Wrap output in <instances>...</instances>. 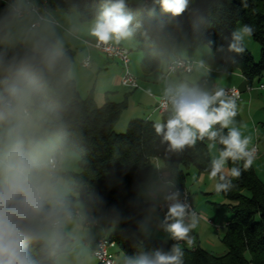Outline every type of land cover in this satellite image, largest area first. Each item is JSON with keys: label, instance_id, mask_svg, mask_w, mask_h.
<instances>
[{"label": "clouds", "instance_id": "1", "mask_svg": "<svg viewBox=\"0 0 264 264\" xmlns=\"http://www.w3.org/2000/svg\"><path fill=\"white\" fill-rule=\"evenodd\" d=\"M132 2L99 0L89 19L80 0H0V264H97L100 239L108 243L130 221L136 230L121 231L135 253H120L114 264H184L180 242L194 243L201 215L182 195L177 168L156 165L161 174L140 182V219L115 206L105 211L89 176L81 88L92 49L139 35L167 66L158 100L168 114L152 122L154 134L167 156L197 152L207 142L208 152L217 153L208 164L216 193L230 191L242 175L229 161H242L244 171L252 166L256 149L236 124L235 96L201 83L211 78V42H204L206 21L193 0H134L135 10ZM186 13L193 17L191 31L180 19ZM253 32L246 24L234 29L227 51L243 53ZM193 43L194 58L187 52ZM178 67L199 75L174 76ZM157 232L163 243L174 241L168 250L148 247Z\"/></svg>", "mask_w": 264, "mask_h": 264}, {"label": "trees", "instance_id": "2", "mask_svg": "<svg viewBox=\"0 0 264 264\" xmlns=\"http://www.w3.org/2000/svg\"><path fill=\"white\" fill-rule=\"evenodd\" d=\"M131 6L135 10L134 0ZM80 7L91 19L98 11L99 0H80ZM192 7L206 21L202 25L204 42H211V53L216 63L238 68L249 85L255 79L264 78V0H193ZM180 19L184 29L191 31L193 17L186 13ZM239 22L254 29L251 38L260 47L257 61L247 49L241 54L227 51L231 33ZM133 39L144 52L142 70L146 73L154 71L159 65V58L151 54L139 35ZM221 48L223 51L219 50ZM125 109V102L106 100L98 107L92 94L85 99L89 176L97 195L103 200L105 211L115 206L124 216L133 215L140 219L141 214L136 207L140 200L138 186L147 176L149 164L154 158L161 157L164 165L168 166L167 171L177 168L178 187L185 188L186 170L194 168L199 173L208 174L210 155L207 142H204L198 144L197 152L189 150L182 156H167L166 146L161 145L155 136L151 120L131 119L125 130L119 132L118 123ZM167 114L163 113L162 119ZM233 166L242 170V175L232 180L235 187L228 192L217 193L226 200L225 206L231 214L222 238L227 253L216 257L199 247L184 249V264H264V182L257 177L253 166L244 171L242 161L235 165L229 161L227 167L230 169ZM121 229L135 231V221L122 223L108 237L122 252L133 255V241L126 239L128 232ZM173 243L171 240L167 243L147 241L149 248L163 247L165 250Z\"/></svg>", "mask_w": 264, "mask_h": 264}, {"label": "crops", "instance_id": "3", "mask_svg": "<svg viewBox=\"0 0 264 264\" xmlns=\"http://www.w3.org/2000/svg\"><path fill=\"white\" fill-rule=\"evenodd\" d=\"M124 42L120 45L126 48ZM127 42L130 46L129 49L126 48L130 52V64L132 56L131 48H138L139 52L137 58L139 61L143 60L144 52L139 49V43L134 39H130ZM92 50L89 53L90 67L87 69L81 81L82 92L85 98L92 94L97 106L103 105L106 100L113 103H126V109L121 113L118 123L117 129L119 132L125 130L127 121L131 119H147L151 121L158 118L162 119V114L155 110V106L162 87L161 77L166 74V65L161 64L159 60L158 67L152 72H144L142 74L135 71L133 76L138 82L139 89L128 90L121 85V65L116 61L104 58L99 53L100 57L91 59ZM187 52L189 57L194 58L197 55L195 43L188 48ZM201 54L206 56V53H204L203 50H201ZM211 55L207 56L208 63L212 67V73L214 72L215 75L211 77V86L213 84H219L224 88H236L242 93L241 102L237 104L238 114L235 119L239 121L241 125H244V122L246 121L244 115L245 110L255 103L254 99L258 96V93L260 95V101L264 102V90L258 89V86L261 85L258 83L264 78L259 80L255 79L257 80V83L254 84L255 80H253L249 85L238 68L233 66L226 67L215 61V63H213L211 58H214L213 55ZM198 75V73L193 71L192 74L187 76H190L191 79H196ZM260 128L264 131V123H260ZM262 136H264V133H262ZM253 146H257L259 156L254 159L255 161L252 166L257 177L264 182V179L260 177V174L264 172V143L258 138L255 143L250 145V148ZM159 164H164L162 158H154L149 164L147 175H159L154 167ZM165 171L167 170L165 169ZM186 173L187 178L185 188L190 194L194 209L201 215V221L197 229L191 233L194 237V243L189 247L185 242L181 241V246L184 249L189 250L199 247L216 257H222L227 253L222 238L226 232V226L231 216L230 211L225 206L226 200L220 194L215 193L214 184L216 181L209 179L208 174L199 173L194 168L187 169ZM137 196L141 199L139 189ZM159 214L161 216L163 215L162 212ZM163 238L164 234L162 232H157L151 240H159L163 242ZM116 248L117 247L115 246L113 249ZM120 253H122V251L118 252L114 250L112 252L114 257H117Z\"/></svg>", "mask_w": 264, "mask_h": 264}, {"label": "built area", "instance_id": "4", "mask_svg": "<svg viewBox=\"0 0 264 264\" xmlns=\"http://www.w3.org/2000/svg\"><path fill=\"white\" fill-rule=\"evenodd\" d=\"M99 54H101L104 58L112 61H116L121 65L122 68V77H121V85L128 89V90H137L139 89L138 82L136 78L130 73L129 66H130V52L122 47L121 45H114L111 47H102L100 49H95ZM90 61V59H89ZM169 72V69L166 67V74ZM193 73V70L186 69L183 67H178L173 72V75L176 74H183V75H190ZM165 74V75H166ZM230 95L235 96L237 104L241 102V95L242 93L236 88H225ZM250 89V88H248ZM259 90H264V85L258 86ZM155 110L160 113H166V109L161 105L159 100L156 101ZM256 149L255 158L259 156V150L257 146H253ZM254 158V159H255ZM160 175V173H159ZM181 190L182 195L184 192L187 193V202L193 207L191 202L190 194L188 190L184 187H179ZM194 208V207H193ZM100 247L97 250L95 256L97 259V264H114V255L112 254V249L115 247V242L110 241L108 239V243L104 238H101L99 241ZM181 244V243H180Z\"/></svg>", "mask_w": 264, "mask_h": 264}, {"label": "rangeland", "instance_id": "5", "mask_svg": "<svg viewBox=\"0 0 264 264\" xmlns=\"http://www.w3.org/2000/svg\"><path fill=\"white\" fill-rule=\"evenodd\" d=\"M240 25H243L242 22H239L235 29L237 27H239ZM124 46L129 49L130 46H129V43L127 41L124 42ZM245 49H247L249 51V53L252 55V57L255 59V61H257L258 59V55H259V51H260V47L259 45L250 37L246 40L245 42ZM131 64H130V73L132 75H134L133 73L136 71L138 73H144V71L142 70V66H141V63H142V60L139 61V59L137 58V54H138V48H131ZM258 53V54H257ZM207 56V54H206ZM212 56V55H211ZM96 57H100V55L98 54V52L94 49L92 50V53H91V59H95ZM102 58V57H101ZM211 58V57H210ZM212 62H214V59H212ZM223 71V70H222ZM215 76L214 75V72L211 73V77ZM193 77V76H192ZM190 78V76H189ZM211 78L206 80V81H201L202 84H206L207 86L211 87ZM257 83V80L254 81V84ZM258 84H262L264 85V79H261L260 83ZM255 103L252 105V106H249L248 109L245 110V122H244V127L242 128V131L245 135H249L252 137V144L255 143L257 141V139L259 138L260 140H262V143H264V136H262V133H264V131H262V129L260 128V123H264V102H261L260 101V95L258 93V96L255 97ZM101 106V105H100ZM98 106V107H100ZM236 121V124L237 126H240L241 124L239 123V121ZM128 123V121H127ZM126 123V124H127ZM257 128V129H256ZM217 153L214 151L212 153H209L210 155V158L213 156V155H216ZM255 161V160H254ZM261 178L264 179V172H262L260 174ZM116 250L118 252H121L120 249L116 248V249H113L112 252Z\"/></svg>", "mask_w": 264, "mask_h": 264}]
</instances>
